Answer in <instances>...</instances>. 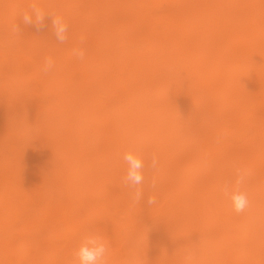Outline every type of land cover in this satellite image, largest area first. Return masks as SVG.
I'll return each instance as SVG.
<instances>
[{"label":"bare ground","instance_id":"bare-ground-1","mask_svg":"<svg viewBox=\"0 0 264 264\" xmlns=\"http://www.w3.org/2000/svg\"><path fill=\"white\" fill-rule=\"evenodd\" d=\"M171 1L173 6L159 10L160 0H0L9 21L19 25V31H12L7 42L11 48L0 52V64H13L6 77L20 82L18 93L8 96H4L5 83H0L4 98L0 112L13 98L25 106L23 116L9 123L0 139V264H78L75 251L90 233L108 247L107 264H264V168L245 191L250 204L239 214L240 232L248 242L230 244L216 215L221 194L217 165L222 163L226 141L214 136L208 139L195 131L192 139H208L203 142L207 151L190 152L186 160L162 157L140 147L147 142L159 145L174 136L185 138L181 129L171 126L165 109L153 111L148 81L156 83L164 94L175 83L191 78L213 93L200 106L218 107L229 101L264 106V0ZM33 3L46 14L63 17L68 24L67 38L74 39V46L56 40L51 17L46 16L40 27L21 21V14ZM143 18L153 21L154 27L141 28ZM141 32L148 33L147 44L127 42L126 35ZM78 50L84 52L82 59L76 54ZM49 57L54 67L45 73ZM32 66L28 82L60 87L59 97L48 105L27 91L25 77ZM75 66L84 69V84L100 82L108 94L111 82H124L127 99L107 102V106H119L122 115H116L112 107L103 117L95 114L99 124L94 128L78 130L82 120L76 106L94 104L77 101L78 88L70 71ZM124 66L125 71L121 69ZM42 106L57 107L56 113L53 107ZM207 120L216 130L225 128L224 122L209 115ZM251 123L253 128L254 123L258 126L259 135L249 149L239 139L230 142L235 151L242 152L241 158L245 156L241 162L247 169L256 162L264 164V117ZM97 137L113 144L96 146L92 141ZM72 144L78 169L89 172L111 164L115 172L112 185L94 189L100 196L96 201L82 197L67 202L75 192L71 184L67 180L49 181L52 160ZM127 152L144 162V181L139 187L149 220L138 233L122 239L114 236L111 226H105L107 212L113 205L136 211L142 201H135V188L125 183L128 165L123 157ZM153 156L158 160L156 169L151 167ZM44 179H48L45 197L30 208L21 193L27 186L41 185ZM150 196L157 201L151 206L147 204ZM160 197L170 206H160ZM229 205L234 211L230 201ZM15 207L23 209L24 215L17 226L7 225L9 210ZM62 210L71 212L76 227L70 242L58 240L55 232V215ZM44 213L50 218L45 219ZM195 221L204 227L200 239L196 243L179 242L178 225ZM13 228L20 232L17 239L10 235Z\"/></svg>","mask_w":264,"mask_h":264},{"label":"rangeland","instance_id":"rangeland-1","mask_svg":"<svg viewBox=\"0 0 264 264\" xmlns=\"http://www.w3.org/2000/svg\"><path fill=\"white\" fill-rule=\"evenodd\" d=\"M0 4H3L0 2ZM173 6L171 0H160L159 10H164L166 7ZM144 19V18H143ZM153 21L149 19L140 20L141 28L148 27L152 29ZM153 25H156L154 22ZM13 23L9 21L8 15L5 14V10L0 5V52L7 51L11 47L7 44L10 36L12 34ZM124 35V34H123ZM127 42L136 45H145L150 41L148 33H136L126 35ZM124 38V39H125ZM65 46H74V39L67 38L63 42ZM0 64V83H5L6 91L4 96L17 94L18 88L20 87V82L12 80L11 78L6 77V72L12 71L13 64ZM123 71L126 70L124 66L121 68ZM72 80L76 87L78 88V100L77 101H88L93 106H76V111L81 110L79 114L80 124L78 130L82 129H91L99 124V121L95 119V114L100 113V116L103 117V112L109 111L112 107V110L116 115H122V109L119 106H107L109 101H124L127 99L129 92L127 86L124 82L120 80H114L111 82L109 87L110 94L106 93L103 89V86L100 82H95L93 85L84 84L85 71L79 66L72 67L70 69ZM33 74L30 69L25 77V82H28L27 78H30ZM189 75V74H187ZM27 91H32L36 94L37 101L48 105L51 102L55 101L60 95V87H44L40 84L39 81L33 80L27 83ZM147 88L150 91V102L153 105V111H156L159 108L165 109V115L169 122L173 123V127L183 131L185 138L183 136H174L170 137L165 141H160L159 145L154 143L147 142L141 144L140 147L146 150H153L157 152L162 157H167L170 155L172 159L186 160L190 152L204 153L206 148L204 147V141L214 137H220L225 140V147L223 148V153L221 156L222 163L220 162L217 165V169L220 171V177L217 178V181L221 186V194L218 197V206L220 209L217 211L221 219V229L226 230L228 235V240L230 244H239L244 245L248 242V238L243 235L241 230V219L239 214L235 211L229 209V201L225 194V187L227 186L229 190H235L236 185L234 183L235 171L236 169H247L242 165L241 153L235 151L233 146L230 144L233 139L236 141L239 139L245 144V147H250L256 140L259 135L258 126L252 124L258 120L263 119L264 117V106H243L237 104L233 101L220 103V106H200L205 104L209 98H212L213 93L211 90H208L204 85L195 83L191 78H184L182 82L175 83L174 86H170L164 94L159 92V86H156V83L153 81L147 82ZM3 101L2 96L0 95V101ZM97 101V102H96ZM199 103V105H198ZM208 103V102H207ZM28 107V106H27ZM42 107H53V106H42ZM115 107H118L117 109ZM25 106L21 105L19 100L14 98L11 100L9 106H7L3 111L0 112V139L4 134H6V129L9 123L13 122L15 119L21 118L23 116V109ZM115 108V109H114ZM57 107H53V113H56ZM209 111V112H208ZM208 112V113H207ZM85 114L87 117L84 118ZM225 123V128L216 130L215 126L212 123H209L207 117ZM105 122V121H104ZM252 122V123H251ZM254 125V128L249 124ZM109 128H114L111 125L112 123L105 122ZM110 124V125H109ZM195 131H201L204 133V136L208 139L201 141L192 139L195 135ZM191 137V140L188 138ZM103 137H97L94 139L93 144L96 146H105L108 147L112 142L102 139ZM228 142V143H227ZM244 145V144H243ZM242 145V146H243ZM248 147V149H249ZM243 148L240 147V151ZM247 150V149H246ZM76 148L73 146L68 149H63L59 151L58 156L51 162V171L52 176L49 181H68L71 186L75 189V192L68 197L67 202L73 203L76 198H88L91 201H96L100 196L97 195V190H102L109 183L112 185L110 180L115 177V172L110 168L111 164L108 166H100L96 169H91L89 172L82 171L76 166ZM238 152V153H236ZM249 156V155H248ZM251 157V156H249ZM264 168V164L261 162H256L247 169L251 172V176L247 182L240 186L241 191H247L250 189V185L255 182L256 175L259 171ZM92 177V178H91ZM48 179H44L38 185H30L24 188L21 193L23 201L30 208H35L42 198L45 197V185L48 183ZM94 185L93 188L89 187ZM264 199V198H263ZM160 206L168 207L170 202H166L161 197L159 198ZM131 207V206H130ZM147 207L146 200L142 199L140 205L137 206L136 211L133 209H128L124 205L116 207L113 205L110 210L107 212L108 219L106 220V227L112 229L114 236L118 238H125L126 236L138 233L141 228L148 223V218L145 217ZM23 209L15 207L9 210L10 221L7 225L17 226L18 222L23 217ZM45 219H49V213H44L42 215ZM56 221L58 225L56 226V235L58 240H68L69 242L73 238V235L76 233V227L74 226L72 220V214L68 210H62L59 212V215ZM55 221V222H56ZM178 228V229H177ZM176 228V236L178 241L183 243H196L201 234L204 232L203 224L199 221L193 223H182ZM10 235L17 239L20 236V232L17 228H13ZM228 244V245H230ZM226 245V246H228Z\"/></svg>","mask_w":264,"mask_h":264},{"label":"clouds","instance_id":"clouds-1","mask_svg":"<svg viewBox=\"0 0 264 264\" xmlns=\"http://www.w3.org/2000/svg\"><path fill=\"white\" fill-rule=\"evenodd\" d=\"M51 17L52 19V30L56 40L63 43L67 39L68 24L64 21L63 17L46 14L41 8H39L35 3H33L29 10L24 11L21 14V21L25 25H36L40 27L43 25L45 17ZM12 31H19V25L14 24L12 26ZM81 59L84 56L83 50H78L76 53ZM54 67V61L49 57L45 60V65L43 71L48 73ZM124 161L127 163V174L125 177V183L130 187L135 188V201L139 202L143 199V191L139 187L144 181V162L136 154L132 152H127L123 157ZM158 166V160L155 156L152 157L151 167L156 169ZM251 172L247 169H236L234 183L236 185L235 190H229L226 186L224 191L231 202L233 210L237 213H243L249 207V198L246 192L240 190V186L244 185ZM153 187H155V181H153ZM157 201L155 197L150 196L147 200L149 206L156 204ZM109 254V249L105 243L101 242L100 238L94 233H90L84 240V242L76 249L75 258L78 264H107V258Z\"/></svg>","mask_w":264,"mask_h":264}]
</instances>
